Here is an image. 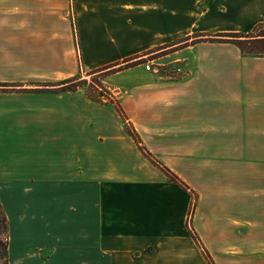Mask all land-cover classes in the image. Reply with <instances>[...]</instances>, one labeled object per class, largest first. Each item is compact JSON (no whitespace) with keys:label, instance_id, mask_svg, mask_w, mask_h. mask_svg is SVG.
I'll use <instances>...</instances> for the list:
<instances>
[{"label":"crops","instance_id":"obj_1","mask_svg":"<svg viewBox=\"0 0 264 264\" xmlns=\"http://www.w3.org/2000/svg\"><path fill=\"white\" fill-rule=\"evenodd\" d=\"M258 24L264 0H0L8 264H264V57L192 43ZM148 57L184 76H105L126 121L86 87L38 91Z\"/></svg>","mask_w":264,"mask_h":264},{"label":"trees","instance_id":"obj_2","mask_svg":"<svg viewBox=\"0 0 264 264\" xmlns=\"http://www.w3.org/2000/svg\"><path fill=\"white\" fill-rule=\"evenodd\" d=\"M197 37V36H196ZM193 37L192 43L196 41H215L219 43H230L237 47L241 54L243 56L248 57H264V25L258 24L256 25L253 30L249 33H225V34H217V35H206L204 38L194 39ZM112 67H106L103 69H100L98 71H95L93 73H89V75L92 74H105L109 72ZM122 70V67H118L115 72H118ZM113 72V73H115ZM109 73V74H113ZM107 73V75H109ZM92 75V76H95ZM105 75V76H107ZM44 86L42 89H38L39 92L41 91H57V92H73L78 89L87 88L89 97L96 102H109L112 103L115 106V109L117 110L120 117L126 121V116L121 109L120 105L114 101L113 99H110L108 97V93L103 87L98 86L96 83L90 81L87 83L86 80H82L80 76L73 77L71 79L64 80L56 85H42ZM14 86L6 85V84H0V92H8L13 89ZM54 88V89H52ZM103 98V99H102ZM127 133L132 137V139L135 141L138 149L140 152L157 168H159L169 179L170 182L178 184L179 186L183 187L184 189H187L188 187L179 179V177L171 172L167 167H165L160 161H158L141 143L138 135L135 133L134 129L127 125L126 126ZM193 211V209L191 210ZM190 220V219H189ZM0 225L2 227V232L4 234H7V218L5 216V213L2 209V206L0 204ZM196 243L201 247V243L199 242V239L195 236H193ZM0 259L2 258L4 260V264H8L7 262V247H8V239L6 238L5 241H2L0 243ZM203 248V247H201ZM202 253L205 257V259L208 261L209 264H214L210 256L207 254V252L202 249Z\"/></svg>","mask_w":264,"mask_h":264},{"label":"rangeland","instance_id":"obj_3","mask_svg":"<svg viewBox=\"0 0 264 264\" xmlns=\"http://www.w3.org/2000/svg\"><path fill=\"white\" fill-rule=\"evenodd\" d=\"M147 60H150V58L149 57L148 58H144L143 60H140L138 62H133V63H129L127 65H122L121 67H122V69L126 68V67H133L135 65V63H141L140 65H143V64L147 63ZM149 63L152 65L153 68H158V70L156 72H154L156 74H161V73L162 74H167V76H169L171 78H175V77L180 76V75L184 76L183 74L176 75L174 73V69L177 66H179V65H176V64L175 65L159 64L160 62L159 63L149 62ZM116 70H117V67H114L107 73L108 74L109 73H113ZM107 73H105V74L101 73V74H97L95 76H86V75H84L83 76L84 78L82 77V80H86L87 83L92 81V82L96 83L98 86H101V87H103V89H105V85L103 84V80L105 79V75H107ZM182 73H183V71H182ZM6 238L8 239V236H7V234L5 235L4 232H2V227L0 225V243L2 241H5ZM0 249H1V247H0ZM0 264H4V260L2 258L0 259Z\"/></svg>","mask_w":264,"mask_h":264},{"label":"built area","instance_id":"obj_4","mask_svg":"<svg viewBox=\"0 0 264 264\" xmlns=\"http://www.w3.org/2000/svg\"><path fill=\"white\" fill-rule=\"evenodd\" d=\"M144 68L146 71H153V72H156L158 70V68H153L152 65L150 63H145L144 64ZM174 73L176 75H179V74H182V70H181V67L177 66L175 69H174Z\"/></svg>","mask_w":264,"mask_h":264}]
</instances>
